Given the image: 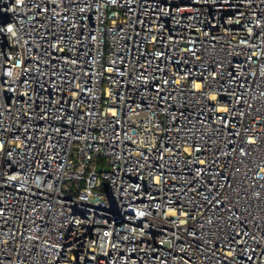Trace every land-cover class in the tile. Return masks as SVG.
I'll list each match as a JSON object with an SVG mask.
<instances>
[{
    "label": "built area",
    "instance_id": "1",
    "mask_svg": "<svg viewBox=\"0 0 264 264\" xmlns=\"http://www.w3.org/2000/svg\"><path fill=\"white\" fill-rule=\"evenodd\" d=\"M0 264H264V0H0Z\"/></svg>",
    "mask_w": 264,
    "mask_h": 264
},
{
    "label": "water",
    "instance_id": "2",
    "mask_svg": "<svg viewBox=\"0 0 264 264\" xmlns=\"http://www.w3.org/2000/svg\"><path fill=\"white\" fill-rule=\"evenodd\" d=\"M97 171L99 172L100 170H99V169H97Z\"/></svg>",
    "mask_w": 264,
    "mask_h": 264
}]
</instances>
